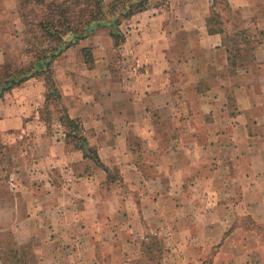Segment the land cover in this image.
I'll return each mask as SVG.
<instances>
[{"label":"crops","instance_id":"obj_1","mask_svg":"<svg viewBox=\"0 0 264 264\" xmlns=\"http://www.w3.org/2000/svg\"><path fill=\"white\" fill-rule=\"evenodd\" d=\"M226 2L230 21L213 32L211 0H167L132 16L119 47L99 28L54 60L68 117L118 177L107 186L98 169L78 204L77 182L96 178L56 181V161L70 167L76 152L44 133L42 82L2 95L3 149L18 151L0 170V225L32 244L35 264H139L152 236L175 242L160 264L201 258L205 239L211 264H264V0ZM18 4L0 0V66L23 45ZM91 48L106 55L89 68Z\"/></svg>","mask_w":264,"mask_h":264},{"label":"trees","instance_id":"obj_2","mask_svg":"<svg viewBox=\"0 0 264 264\" xmlns=\"http://www.w3.org/2000/svg\"><path fill=\"white\" fill-rule=\"evenodd\" d=\"M18 16L23 25V46L20 57L25 60L13 66L5 62L0 66V99L13 88L19 87L29 79L40 80L43 84V102L39 118L46 128L49 127L50 107L61 105L58 122L65 130V145H71L82 159L89 160L96 169L106 173L104 183L111 186L115 175L100 163L96 149L89 145L80 122L68 117L59 90L55 84L52 64L69 47L90 36L100 27L107 28L114 48L124 42L120 27L135 14L151 8L167 5V0H114L109 6V17L105 12L103 0H18ZM228 9L226 0H211V15L207 20L209 32L219 29V10ZM213 25V26H212ZM217 26V27H216ZM86 64L90 62L88 49L82 50ZM236 66V65H235ZM54 108V107H53ZM149 240V241H148ZM0 251L2 264H28L24 248L12 243ZM142 253L149 264H160L162 250L154 236L142 242Z\"/></svg>","mask_w":264,"mask_h":264},{"label":"rangeland","instance_id":"obj_3","mask_svg":"<svg viewBox=\"0 0 264 264\" xmlns=\"http://www.w3.org/2000/svg\"><path fill=\"white\" fill-rule=\"evenodd\" d=\"M58 1H61V0H58ZM105 1H107V0H105ZM111 4H112V2H109V3H105L104 2L105 12L107 13V15H106L107 18L109 17V6ZM0 8H1V11L4 9L2 6H0ZM149 10H151V9H149ZM218 13H220V22H221L220 27L221 26H224L227 23H229L230 20H227V13L226 12H223V11L219 10ZM223 19H226V21L223 20ZM127 25H128V23L126 21L120 27L121 32L124 33V34L127 31ZM100 28H104V27H100ZM104 29H107V28H104ZM21 33H22V44H23V37H24L23 30H22ZM88 50H89V54H90V58H89L90 59V62L87 64V66L89 68L94 66V64H95L94 61H95V59L98 58L97 56L100 57V55H106L101 50L95 51V48H91V50L90 49H88ZM21 51H22V48L21 49H17L15 51V53H13L14 56H12V57H9L8 56L9 54L6 53L5 54V56L7 57L6 60H8V59L11 60L13 62L12 63L13 66L18 65V63H21V62H23L25 60V58L20 57ZM108 56L112 60L111 63L109 62L110 72H111V74H112L113 77H116V74L119 73L120 70H121V68H122L120 58H118V57H120V54L113 52V55L112 54H109ZM53 67L54 66L52 64V70H53ZM62 105H63V103H62ZM62 108L63 107L61 105H58L57 107H55L52 104V106L50 107L51 114L49 116V127L48 128L45 127V132L44 133L47 136H50L51 138H53V140L63 141L64 144H65V137H64L65 130L60 125V123L58 122V119L61 116L60 112L62 111ZM3 141H4V137H1V135H0V170L1 169H4L3 166H7L8 162H9V160L7 159L8 156L14 155V158L15 159L14 160H10V161L17 162L16 161V157H15V152L18 151V149L13 148L14 147L13 146V147H10V148L7 147L6 150L4 151V149H3L4 148ZM25 143L27 145H29V142H25ZM66 147L69 148L71 151H74L71 145H68ZM5 152H6V159L3 160V158L5 157ZM72 155L73 154L70 155V161H71ZM27 162L30 163V160L27 159ZM59 164H60V166H59ZM56 165H57V167L55 168V170H59V171H57V174H55V175H57V180L56 181L58 183H59V181H62V180H59V179H64L61 176V174L65 177V179L68 180L67 183L69 185V184H71L70 182L72 181V178L73 177H77L76 175H80L84 170H85V172L92 173L94 175V177L96 178V179H94L95 181L92 180L91 182L90 181H86L85 179H82L80 182H77L79 184H77V186L75 185V189L73 190V193H72V197L75 200V203L76 204H78L77 201H80V199H81V197L83 195L87 194V191L86 190H83V188L85 187V185H86V189L87 188H93L94 183H97L99 181V177L101 176V174L99 172L100 170L96 169L94 167V165L92 163H90L89 160L82 159V155L81 154H78L77 152H76V154L74 156V165L68 167V166H66V162L65 163H62L59 160L56 161ZM45 166L46 165L43 163L41 166L39 165V168L45 167ZM31 168L36 169L34 166L31 167ZM64 170H66V171H64ZM110 170H111V173L115 175V172H116L115 168L111 166ZM95 172H98L97 176H95ZM1 177H4V173L1 174ZM114 179L115 180H118L117 174L115 175ZM92 194H94V192H92ZM143 198H144V195H143L142 199ZM11 228H9L7 225L6 226L5 225L4 226H1L0 225V251H4V249H6L8 247L10 249H13L12 243H15L18 246L24 248V250L26 251L27 258H28L27 259L28 264H35V258H34L32 252H31L32 244L29 241L20 243L21 241H19V239H17L18 236L15 239V231L16 230H14V229L11 230ZM19 231H21L22 233L23 232L25 233V229H23V227L19 228ZM100 232L104 236L105 233H106V230L104 228H101L100 231H99V233H98V235L100 234ZM158 242L160 244V249L162 250V255L164 254L163 252L165 251L164 246L166 248V245H167V247L169 248V247L173 246V244L175 243L174 241H172V242L167 241L166 244H164L162 238L158 239ZM212 244H213V241H210V239L209 240L205 239V242H204L205 251H204L203 256L201 258H198L197 259V258H195V252L193 251L190 254V256H186L185 257V261L187 262V264H195L196 263V261H195L196 259H197V263H201V264H211V253L216 248V247H212L211 246ZM86 248H88L89 250H91V247L89 245L86 246ZM138 257H139V260H140V263L139 264H149L146 261V255H144V254H141L140 255V253H139ZM173 261H176V259L173 260Z\"/></svg>","mask_w":264,"mask_h":264}]
</instances>
